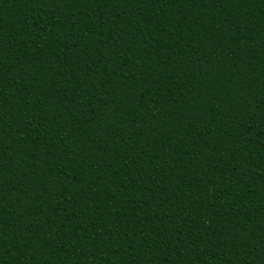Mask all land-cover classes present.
Returning a JSON list of instances; mask_svg holds the SVG:
<instances>
[{"label":"trees","instance_id":"trees-1","mask_svg":"<svg viewBox=\"0 0 264 264\" xmlns=\"http://www.w3.org/2000/svg\"><path fill=\"white\" fill-rule=\"evenodd\" d=\"M0 264H264V0H0Z\"/></svg>","mask_w":264,"mask_h":264}]
</instances>
